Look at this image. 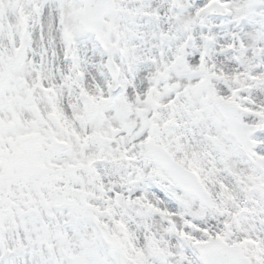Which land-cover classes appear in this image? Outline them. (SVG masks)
Returning a JSON list of instances; mask_svg holds the SVG:
<instances>
[{
  "label": "snow or ice",
  "instance_id": "snow-or-ice-1",
  "mask_svg": "<svg viewBox=\"0 0 264 264\" xmlns=\"http://www.w3.org/2000/svg\"><path fill=\"white\" fill-rule=\"evenodd\" d=\"M0 264H264V0H0Z\"/></svg>",
  "mask_w": 264,
  "mask_h": 264
}]
</instances>
